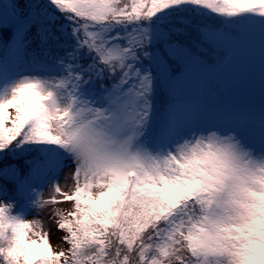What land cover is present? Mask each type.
I'll return each instance as SVG.
<instances>
[{
	"label": "snow or ice",
	"instance_id": "6c2138e0",
	"mask_svg": "<svg viewBox=\"0 0 264 264\" xmlns=\"http://www.w3.org/2000/svg\"><path fill=\"white\" fill-rule=\"evenodd\" d=\"M256 29L259 108L190 104ZM0 264H264V0H0Z\"/></svg>",
	"mask_w": 264,
	"mask_h": 264
},
{
	"label": "rangeland",
	"instance_id": "374dc122",
	"mask_svg": "<svg viewBox=\"0 0 264 264\" xmlns=\"http://www.w3.org/2000/svg\"><path fill=\"white\" fill-rule=\"evenodd\" d=\"M206 23L213 24L214 17L206 18ZM216 23V21H215ZM214 23V24H215ZM226 27V26H225ZM224 27V28H225ZM223 30V28H221ZM251 45L252 47L250 48ZM231 58L234 59V64L232 65L233 69L226 72L223 75L222 82L225 85H231L237 81V75L246 76L253 81H256V84L261 88V77H262V49H261V36L259 29H256L252 32L249 38L244 43V51L241 49H237L234 55ZM229 58H225L224 62L228 61ZM208 75L204 76L203 78L199 77L197 81H195L193 85L194 88H190L189 93V103L194 105H201V106H211L214 103H217V106L222 105V108L225 106L230 105L231 108L236 107L235 105H231V102H220V94L221 90L219 86L216 88L211 89V82L207 77ZM225 101H229L228 98H224ZM74 169L72 168H65L64 171L60 174V183L64 184V177L65 174L71 175V172ZM72 180L69 178L68 185L71 186ZM67 190V189H65ZM45 197L48 196V190L45 189L44 191ZM55 207H59L65 210L71 208V204L68 202L60 203L55 205ZM27 219H34L39 218L45 222L46 230L50 232L51 243L53 248L58 250L59 248V238L63 235L62 232L58 231L56 228V224L53 219L50 218V209L45 210L43 213L40 214L39 217L36 216L35 213L27 215ZM63 247H67V245H63Z\"/></svg>",
	"mask_w": 264,
	"mask_h": 264
},
{
	"label": "trees",
	"instance_id": "16d2710c",
	"mask_svg": "<svg viewBox=\"0 0 264 264\" xmlns=\"http://www.w3.org/2000/svg\"><path fill=\"white\" fill-rule=\"evenodd\" d=\"M205 18V22H206ZM216 21V18L214 17V23ZM213 23V24H214ZM221 28H224L225 25H218ZM250 48L252 47L249 45ZM238 49H241L244 51V45ZM205 57L209 60L212 61H218L219 56L216 52H210L206 51L205 52ZM234 59L235 58H230L226 62H223L215 71L205 73L201 76L203 78L208 75L205 78H208L209 81L211 82V89L216 88V86L220 87L221 94H220V102L225 103V102H231V105H235L236 107H255L259 108L260 103H261V88L256 84V81H253L254 79H250L249 76H240L239 74L237 75V81L234 82L231 85H225L222 82L223 75L226 74L229 70H232L233 67L232 65L234 64ZM194 83V82H193ZM194 86V84H192ZM192 87V86H191ZM194 88V87H192ZM224 98H228L229 101H225ZM211 106H217V103L212 104ZM220 107H223L220 105ZM225 108H231L230 105L225 106Z\"/></svg>",
	"mask_w": 264,
	"mask_h": 264
}]
</instances>
